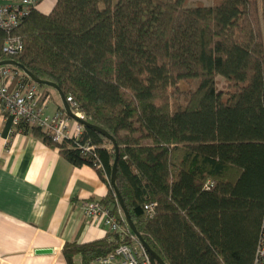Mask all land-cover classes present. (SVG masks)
<instances>
[{
  "label": "trees",
  "instance_id": "1",
  "mask_svg": "<svg viewBox=\"0 0 264 264\" xmlns=\"http://www.w3.org/2000/svg\"><path fill=\"white\" fill-rule=\"evenodd\" d=\"M34 1L16 28L0 29V63L14 61L23 71L6 67L16 81L43 95L58 93L25 73L55 85L112 137L116 187L144 243L164 264H254L264 221V0H56L48 15ZM9 42L21 52L6 54ZM4 116V138L35 137L109 189L100 203L120 231L113 242L66 243V264L138 241L110 186V141L84 128L80 141L57 145Z\"/></svg>",
  "mask_w": 264,
  "mask_h": 264
},
{
  "label": "crops",
  "instance_id": "2",
  "mask_svg": "<svg viewBox=\"0 0 264 264\" xmlns=\"http://www.w3.org/2000/svg\"><path fill=\"white\" fill-rule=\"evenodd\" d=\"M55 4L39 0L36 10L48 15ZM49 92L48 113H53L62 102ZM5 121L0 110V264H66L61 255L66 243L113 242L115 234L82 211L85 202L108 195L97 171L72 166L56 148L35 137L4 138Z\"/></svg>",
  "mask_w": 264,
  "mask_h": 264
},
{
  "label": "built area",
  "instance_id": "3",
  "mask_svg": "<svg viewBox=\"0 0 264 264\" xmlns=\"http://www.w3.org/2000/svg\"><path fill=\"white\" fill-rule=\"evenodd\" d=\"M35 6L34 0H17L11 4H0V29L12 30L16 28L27 9ZM22 47L19 43L9 42L5 45L4 52L10 56L20 53ZM18 73L7 67H0V110L12 119L14 126L22 123L29 128H37L49 136L54 144L60 145L66 140L78 142L84 127L71 120L64 112L55 111L48 113L51 103L49 95H43L36 85L22 84L16 81ZM72 113L80 120L85 121L84 115L76 109V104L71 98L65 99ZM93 150V148H86ZM207 183L206 187H211ZM82 211L89 221L103 224L111 232L120 231L119 222L110 212L109 208L102 205L99 200H90L82 205ZM147 217L152 218L154 206L144 207ZM120 218L125 222L124 216L119 211ZM93 264H152L150 256L138 241L132 244L121 245L106 257L96 260ZM254 264H264V221L255 253Z\"/></svg>",
  "mask_w": 264,
  "mask_h": 264
},
{
  "label": "water",
  "instance_id": "4",
  "mask_svg": "<svg viewBox=\"0 0 264 264\" xmlns=\"http://www.w3.org/2000/svg\"><path fill=\"white\" fill-rule=\"evenodd\" d=\"M6 66H11V67H15V68H18L20 69L21 71H23V69L18 66L14 61H6V62H3V63H0V67H6ZM35 84L37 85H44V86H47V87H50L52 89H54L58 95L60 96L61 98V102H62V105H63V109L65 110V113L66 115L73 121H76L78 123H80L84 128H88V129H91L93 130L94 132H96L97 134H99L100 136H102L103 138L107 139L108 141H110L114 147H115V160H114V164H113V167H112V172H111V177H110V186L111 188L114 190L115 192V196L117 198V202L119 204V207L124 215V219H125V223L126 225L128 226L129 230L131 231V233L137 238V240L139 241V243L142 245V247L144 248V250L146 251V253L154 260V262L156 264H164V262L155 254L153 253L150 248L144 243V241L142 240V238L140 237V235L137 233L136 229H135V226L127 212V209L124 205V202L122 200V197L116 187V175H117V160H118V155H117V149H116V146H115V142L114 140L112 139L111 136H109L105 131L97 128V127H94V126H91L90 124H88L86 121H82L80 119H78L71 111L69 105L66 103L65 101V98L64 96L62 95V93L60 92V90L53 84H50V83H44V82H40L39 80H37L36 78H34L32 75L30 74H27L25 73ZM37 254H47L49 252L47 251H38L36 252Z\"/></svg>",
  "mask_w": 264,
  "mask_h": 264
},
{
  "label": "rangeland",
  "instance_id": "5",
  "mask_svg": "<svg viewBox=\"0 0 264 264\" xmlns=\"http://www.w3.org/2000/svg\"><path fill=\"white\" fill-rule=\"evenodd\" d=\"M189 2L190 3H200V4H202V5H204V6H212L214 3H215V0H189ZM216 82H217V88L218 89H220V90H224L225 88H226V83H225V81L222 79V78H220V77H218L217 79H216ZM187 88H188V86H186V85H182V89L185 91V90H187ZM192 88H195V82L193 83V85H192ZM50 90V89H49ZM52 93H54L55 94V92L54 91H52V90H50ZM43 92V91H42ZM44 95H46V94H44ZM47 95H49V94H47ZM122 212V211H121ZM123 214V213H122ZM124 216V215H123ZM121 233V232H120Z\"/></svg>",
  "mask_w": 264,
  "mask_h": 264
},
{
  "label": "bare ground",
  "instance_id": "6",
  "mask_svg": "<svg viewBox=\"0 0 264 264\" xmlns=\"http://www.w3.org/2000/svg\"><path fill=\"white\" fill-rule=\"evenodd\" d=\"M19 71V70H18Z\"/></svg>",
  "mask_w": 264,
  "mask_h": 264
}]
</instances>
